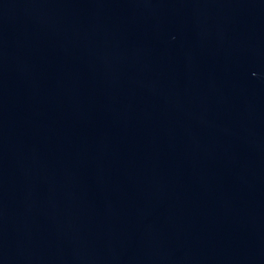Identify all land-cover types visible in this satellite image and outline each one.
Instances as JSON below:
<instances>
[{"label":"water","instance_id":"1","mask_svg":"<svg viewBox=\"0 0 264 264\" xmlns=\"http://www.w3.org/2000/svg\"><path fill=\"white\" fill-rule=\"evenodd\" d=\"M0 264H264V0H0Z\"/></svg>","mask_w":264,"mask_h":264}]
</instances>
